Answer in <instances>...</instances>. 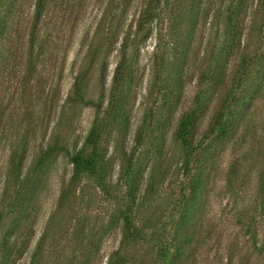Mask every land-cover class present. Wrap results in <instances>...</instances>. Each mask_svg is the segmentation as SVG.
<instances>
[{
  "label": "rangeland",
  "instance_id": "obj_1",
  "mask_svg": "<svg viewBox=\"0 0 264 264\" xmlns=\"http://www.w3.org/2000/svg\"><path fill=\"white\" fill-rule=\"evenodd\" d=\"M121 1L47 0L38 24L41 54H34L30 64L36 0H1L9 20L0 40V197L10 144L24 129L28 142L19 169L21 185L14 184L1 204L0 264H108L117 258L115 264H163L158 257L162 238L172 242V250L180 247L172 264H264V193L260 190L264 186V96L242 119L250 126L240 132L246 137V155L234 163L237 171L231 172L236 151L225 148L227 142L221 140L215 163L207 165L199 207L187 214L192 215L190 234L176 225L187 206L185 185L190 179L184 166L188 150L176 128L201 96L203 57L216 38L218 12L225 0H204L205 14L179 86L170 83V89H164L174 69L166 68V76L155 78L163 57L158 53L155 58V52L161 51L156 35L130 47L136 71L127 107L129 121L112 127L100 144L109 192L104 193L94 177L71 181L69 154L83 146L96 116L107 106L119 43L108 55L103 95L97 63L87 60V50L100 39L99 22L109 19ZM142 1L127 4L120 20L123 27L133 23ZM84 64L89 66L88 96L93 100L71 107L67 101ZM180 90L178 102L175 95ZM169 105L176 107L171 110ZM205 106L197 114L195 145L217 109V95ZM162 123L165 128L160 130L157 125ZM54 131H62L68 150L50 154L34 169L31 162ZM196 159L202 163L206 158L199 151ZM129 176L136 189L135 221L143 234L124 239L123 216L131 200Z\"/></svg>",
  "mask_w": 264,
  "mask_h": 264
},
{
  "label": "trees",
  "instance_id": "obj_2",
  "mask_svg": "<svg viewBox=\"0 0 264 264\" xmlns=\"http://www.w3.org/2000/svg\"><path fill=\"white\" fill-rule=\"evenodd\" d=\"M131 1L119 2L115 13L109 14V19L103 17L97 27L101 35L100 39L87 50V60L91 59L92 63H97L96 78L103 88L101 93L103 95L108 77V55L113 48L117 49L116 46L119 43L118 60L110 86V98L103 115L96 116L83 146L75 148L69 154L73 164L71 181L76 183L86 176L94 177L104 193L109 191L108 184L105 183V155L101 152L100 144L103 136L111 133L112 127L125 125L129 121L127 107L136 71V62L129 54L130 47H139L142 42L156 35L161 45L157 49L161 48V51L155 52V58L158 53L163 57L154 72L155 78L166 76V68H169L170 71L174 69V75L171 76L169 82L165 81L164 89H170L171 85H168L170 83L179 86L194 48L198 26L205 14L204 0H143L133 23L125 28L120 20L125 13L127 4ZM224 3L222 11L218 12L220 23L216 38L214 43L207 48L203 57L200 81L203 83L201 96L195 100V106L182 115L176 128L178 138L188 150L184 164L190 178L185 185L187 190L185 196L188 198L187 206L184 207L183 213L176 222V225L184 230L185 235L190 234L188 229L192 215H187L188 211L193 212L199 207L207 165L209 167L211 162L215 163L220 153L217 151L221 147L220 141L227 142L225 148L231 147L233 151H236L237 159L232 162L231 172L237 171L234 163L238 158L246 155L244 148L246 137L240 132L245 126H250L249 122H242V119L246 116L250 106L258 98L264 96V0H225ZM46 6L47 0H36L34 22L28 46L30 64H32L34 54L36 56L41 54L42 46L38 41L37 33L38 24ZM119 9L120 11H118ZM115 19L117 23H115ZM8 20V16L2 10L0 0V40L2 41L8 30ZM2 50L3 48L0 46V51L2 52ZM105 52L107 53L104 54ZM103 54L104 56H101ZM88 67L85 64L81 65L74 78L71 98L69 97L67 101V105L71 107H74V104L79 105L93 100L88 96L90 83ZM181 93L182 90L175 95L178 102ZM215 95L218 98L217 109L195 145L194 133L198 124L197 114L199 110L206 108V102ZM100 98L102 99V97ZM176 105H169V107L173 110ZM162 124L157 125L158 129L165 128L164 123ZM26 130H21L22 132L17 134L18 138L14 139V142L9 146L11 151L0 197V226L1 204L4 197L14 184L21 185L19 169L21 170L25 163V145L28 142ZM63 136L62 131H57V133L54 131L41 153L31 162V167L38 168L45 157L58 150L67 151L66 139ZM136 139L137 142H141L140 134H137ZM199 151L205 156L206 162L201 163L196 159ZM132 166L131 164V171ZM196 166L197 174H194ZM126 183L128 196L131 200L124 211L123 237L124 239L139 238L143 233L135 221L136 189L130 176L127 177ZM260 190L264 193V186ZM18 193L20 194V192ZM14 207L11 206V209L14 210ZM171 246L172 242L161 239L158 257L163 264H172L176 260V253L180 252V247L177 250H172ZM115 260L118 261L119 258ZM115 260L111 259L108 264H115Z\"/></svg>",
  "mask_w": 264,
  "mask_h": 264
}]
</instances>
